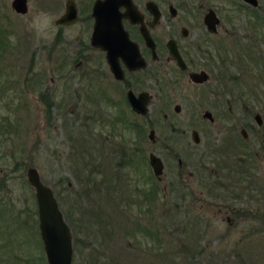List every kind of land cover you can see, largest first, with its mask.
Instances as JSON below:
<instances>
[{
	"label": "rangeland",
	"instance_id": "374dc122",
	"mask_svg": "<svg viewBox=\"0 0 264 264\" xmlns=\"http://www.w3.org/2000/svg\"><path fill=\"white\" fill-rule=\"evenodd\" d=\"M11 1L0 0V264H46L38 233L34 192L25 178L28 167H34L40 180L52 189L71 229L70 264H264V243H259L264 236L263 29L256 31L255 59L241 57L235 63L236 68L229 66L226 69L235 79H228L226 73L222 80L224 85L231 83L241 91L240 103L232 108L231 116L247 117L255 128L254 112H258L263 121L257 136L251 135L247 140L256 153L255 187L246 191L247 198L243 196L241 200L223 199L229 195L227 187L215 189V185H211L208 191V186L201 184L206 182L202 178L206 176L205 171L216 172L210 179L212 181L224 182L226 179L217 177L218 164L211 153L198 155L206 151L205 137L198 145H193L189 134L182 139L176 136L170 144L184 146L185 152L179 153L181 160L196 166V161L202 159L207 170L194 169L188 188L193 192V199L190 201L188 197L184 204L175 205L174 197L177 196L170 190V181L175 176V158L146 138L149 127L158 139L168 134L155 123L162 115L154 120L151 110L143 121L129 116L130 121L140 122L143 130L141 146L145 148V161L141 162L133 149L139 141L134 130L121 129L111 135L112 126L104 121L106 117L114 118L117 108L100 101L96 103L92 94H88L89 98L85 100L83 96L87 92L76 78L68 79L67 86L62 85L63 78L58 77L60 72H73V69L61 62V45L54 41L53 14L45 12L40 0H27V10L19 14L10 7ZM213 51L214 48L211 53ZM211 61L214 68L210 70L219 72L214 57ZM203 62L204 58L203 61L194 60L190 69H205ZM30 76L32 82L27 80ZM50 78L56 83L53 84ZM214 86L211 80L196 93L205 95L209 102L208 92ZM224 94L230 97L227 92ZM177 103L181 105L180 112L175 114L169 105L166 109L168 115L184 118L189 111L193 112L188 102L177 100ZM207 106H196L197 116ZM85 116L102 117L104 123L85 119ZM90 132L108 137L106 141L98 139V146L94 147ZM185 142L191 146L186 147ZM95 148L104 158L108 151H117L112 159V170L120 180L115 178L112 185L121 188L116 193L94 184L100 178L90 159ZM149 151L163 160L162 181L152 176L147 162ZM189 152L194 154L187 159L186 153ZM83 153L89 155L88 160L81 159ZM125 155L126 161H123ZM83 163L87 165L83 166ZM123 187L128 188L127 194ZM235 188L230 189L236 191ZM143 191L146 198L156 197L150 205L147 204H156L151 211L155 216L151 226L144 219L149 216L140 213L144 204L133 201ZM224 207L240 210L230 227L221 216V219L217 214L214 216L217 209L223 210ZM175 220L182 222L187 231L180 233V228L175 231ZM155 225L160 230L158 239L153 229ZM261 226L263 230H258ZM150 232L155 233L156 242L154 237H149L153 235ZM255 239L259 246H247Z\"/></svg>",
	"mask_w": 264,
	"mask_h": 264
},
{
	"label": "flooded vegetation",
	"instance_id": "af4514ba",
	"mask_svg": "<svg viewBox=\"0 0 264 264\" xmlns=\"http://www.w3.org/2000/svg\"><path fill=\"white\" fill-rule=\"evenodd\" d=\"M40 1L45 12L53 14L52 27L56 31L54 41L61 45V62L64 66L69 64L71 70L73 69V72H60L58 77L62 76V85L67 86L68 79L76 78L87 92L83 96L85 100H88V94H92L96 103L100 101L117 108V115L114 118L106 117L104 121L112 126L111 135L121 129L134 130L139 141L137 147L133 149L141 162L145 161V148L141 146L144 141L143 130L141 123L130 121L129 116L143 121L148 118L151 110L155 115L154 120L160 119L162 115L160 121L155 123L168 134L158 139L153 129L149 127L146 138L175 158V176L170 181L171 193L177 196L174 197L175 205L184 204L188 197L190 201L193 199V192L188 189L189 178L193 176L194 169L205 168L202 159L196 161V166L191 162L182 161L179 153L185 152L184 146L175 147L170 144L174 137L179 136L182 139V136L187 134L193 145H198L205 137L206 151L198 155L211 153L218 164L217 177L226 179L224 182L210 180L216 172L211 170L210 173L205 168L206 176L202 178L206 182L201 184L207 185L208 191L212 188L211 185H215V189L218 186L222 189L227 187L228 196L222 197L217 193L218 197L223 199L241 200L243 196L247 198L246 191H252L256 184L254 175L256 153L251 150L247 140L251 135L257 136L258 128L263 125V121L258 112H254L252 116L257 128L247 117H232V108L235 109L240 103L241 91L231 83L228 86L224 85L222 80L226 78V73L228 79H235L226 69H229V66L236 68L235 63L241 57L255 59L254 54L257 51L255 43L258 41L256 31L258 28L264 31V0ZM27 5L25 0L26 10ZM212 57L219 72L211 71L214 68ZM203 58L205 69H190L194 60L203 61ZM191 73L198 76L190 77ZM27 80L32 82L31 76ZM211 80L215 86L208 92L211 97V101L208 102L205 95H198L196 92ZM50 81L56 83L53 78H50ZM225 92L230 97H226ZM177 100L182 103L188 102L192 105L193 112L189 111L188 116L184 118L168 115L166 109L169 105L175 114L180 112L181 105ZM133 104L141 111H136ZM199 104L208 105V108L201 109L200 116H197L194 108ZM256 115L259 118H256ZM102 117L95 119V116L93 118L85 116V119L91 118L103 124ZM150 124L151 121L148 125ZM150 130L153 131L152 139L148 138ZM98 137L100 136L90 132L94 147L98 146L99 140L106 141L108 136ZM185 146L189 147L191 144L185 142ZM150 153L155 154L149 151L147 162ZM116 154V150L110 153L108 151L104 158L95 148L91 164L95 174L100 177L98 181L102 188L111 187L115 178L117 181L120 180L119 175L112 170V159ZM186 154L187 159H190L192 156L189 155H193L194 152ZM102 158L105 159L104 163L101 162ZM123 161H126V155ZM161 162L164 172L162 159ZM163 172L154 176L151 171L157 181H162ZM110 175L112 183H107L105 179ZM242 183L248 185L242 186ZM231 187H237L235 188L237 192L231 190ZM155 200L156 197L146 198L145 191L133 200L144 204L140 213L149 216L144 218L149 226L154 221L155 216L151 211L155 209L156 204L155 202L153 206L147 204L150 205ZM177 208L180 209L181 206ZM216 211L214 216H221L228 227L240 213V210L230 207ZM174 226L175 231L180 228V233L187 231L182 222L178 223L175 220ZM153 229L156 230L158 239L160 230L157 225ZM141 230L145 231L142 227ZM151 233L153 235L149 237H154L156 242L155 233L149 234ZM159 242L161 243L160 239Z\"/></svg>",
	"mask_w": 264,
	"mask_h": 264
},
{
	"label": "water",
	"instance_id": "95a60500",
	"mask_svg": "<svg viewBox=\"0 0 264 264\" xmlns=\"http://www.w3.org/2000/svg\"><path fill=\"white\" fill-rule=\"evenodd\" d=\"M11 7L17 13H25V0H12ZM170 52L175 54L173 50H170ZM178 63L180 64L179 59ZM197 76L195 73L190 74V77ZM133 108L136 111H141L134 104ZM143 111H145L144 108ZM256 118H259V116L256 115ZM152 136L153 131L150 130L148 138L152 139ZM148 163L154 176H158L163 172V164L157 155L150 153L148 155ZM25 178L34 192L37 227L46 264H70L72 256L71 229L58 207L52 189L40 180L39 174L34 167L26 168Z\"/></svg>",
	"mask_w": 264,
	"mask_h": 264
},
{
	"label": "trees",
	"instance_id": "16d2710c",
	"mask_svg": "<svg viewBox=\"0 0 264 264\" xmlns=\"http://www.w3.org/2000/svg\"><path fill=\"white\" fill-rule=\"evenodd\" d=\"M79 157H80V155H79ZM88 157H89V155L87 156H85V153H83V155L81 156V159H83V158H87V160H88ZM76 159H78V158H76ZM90 159H91V156H90ZM75 163V162H74ZM87 165V163H83V166H86ZM76 171V170H75ZM75 171H73L74 173H76ZM91 173H92V171H91ZM88 180V179H87ZM105 181L107 182V183H112V181H111V175L109 176V178H107V179H105ZM95 185L96 184H100V182L98 181V182H95L94 183ZM98 187H100V185L98 186ZM110 189H111V191L110 192H113V193H116L117 191H119V188H121V187H117L116 185H111V187H109ZM117 188H118V190H117ZM120 190H122V189H120ZM123 190H124V192H125V194H127L126 193V189H124L123 188ZM121 200V199H120ZM149 211H151V210H149ZM141 212V211H140ZM139 213V212H138ZM258 230H263V228H262V226L261 227H259L258 228ZM257 230V231H258ZM194 233V232H193ZM193 237H194V235H193ZM262 237H264V236H262ZM261 237V239H259V243L261 244V245H263V243H264V238H262ZM195 242H197L196 240H195ZM250 244L249 245H247V246H250V245H256V246H259V243H258V241H256V239L255 240H253V242L251 241V242H249Z\"/></svg>",
	"mask_w": 264,
	"mask_h": 264
}]
</instances>
